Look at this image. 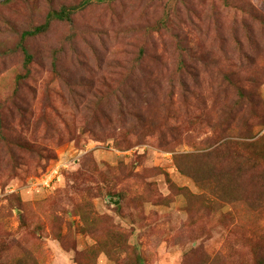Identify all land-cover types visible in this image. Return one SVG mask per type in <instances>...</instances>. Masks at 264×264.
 I'll return each mask as SVG.
<instances>
[{
  "label": "rangeland",
  "instance_id": "374dc122",
  "mask_svg": "<svg viewBox=\"0 0 264 264\" xmlns=\"http://www.w3.org/2000/svg\"><path fill=\"white\" fill-rule=\"evenodd\" d=\"M0 264H264V0H0Z\"/></svg>",
  "mask_w": 264,
  "mask_h": 264
},
{
  "label": "trees",
  "instance_id": "16d2710c",
  "mask_svg": "<svg viewBox=\"0 0 264 264\" xmlns=\"http://www.w3.org/2000/svg\"><path fill=\"white\" fill-rule=\"evenodd\" d=\"M70 10H71L70 8H65V7H63L61 10H58V11L55 10L49 14V19H52V18H55L58 20L68 19V17L70 16ZM49 23L50 21H47L46 23L35 27L33 30L25 31L22 35V39L24 40L28 36H33V35L42 33L47 28ZM22 50L25 54V63L28 64L32 60V54L27 50L25 46H22ZM21 76L22 75H19L18 77H21Z\"/></svg>",
  "mask_w": 264,
  "mask_h": 264
},
{
  "label": "built area",
  "instance_id": "2783aa9c",
  "mask_svg": "<svg viewBox=\"0 0 264 264\" xmlns=\"http://www.w3.org/2000/svg\"><path fill=\"white\" fill-rule=\"evenodd\" d=\"M50 176V175H49Z\"/></svg>",
  "mask_w": 264,
  "mask_h": 264
}]
</instances>
